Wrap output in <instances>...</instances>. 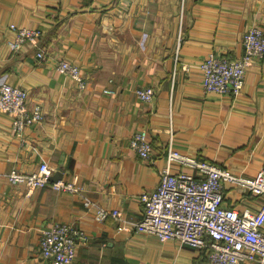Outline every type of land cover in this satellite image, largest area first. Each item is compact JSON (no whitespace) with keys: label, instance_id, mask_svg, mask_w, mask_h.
I'll return each instance as SVG.
<instances>
[{"label":"crops","instance_id":"crops-1","mask_svg":"<svg viewBox=\"0 0 264 264\" xmlns=\"http://www.w3.org/2000/svg\"><path fill=\"white\" fill-rule=\"evenodd\" d=\"M10 24L39 29L44 57L33 46L10 50ZM252 25L264 30V0H0V83L24 88L43 111L20 137L12 115L0 113V173H30L45 162L80 189L57 190L51 180L27 195L24 184L0 179V264H54L38 246L40 230L53 222L84 231L70 264L206 260L202 249L126 230L112 217L97 221L84 198L139 220V195L158 185L169 147L238 176L264 169V58L246 67L237 95L202 84L204 58L239 57ZM60 60L79 67L84 88L58 70ZM144 86L154 89L148 102L135 94ZM138 130L147 132L151 159L129 147ZM223 200L255 211L264 195L226 183Z\"/></svg>","mask_w":264,"mask_h":264},{"label":"built area","instance_id":"built-area-1","mask_svg":"<svg viewBox=\"0 0 264 264\" xmlns=\"http://www.w3.org/2000/svg\"><path fill=\"white\" fill-rule=\"evenodd\" d=\"M15 30V38L8 42L12 51L28 45L37 48L35 56L43 58L40 47L41 31L34 27L9 25ZM242 53L228 58L209 53L201 62L202 84L206 91L237 95L243 86L246 67L254 59L264 58V30L252 25L242 37ZM58 70L72 77L79 88L84 81L77 65L60 60ZM137 99L148 102L154 97L149 86L136 88ZM28 92L8 82L0 83V113L12 115L11 128L20 137L27 125L39 122L43 111L38 103L29 104ZM129 147L142 159H151V141L145 130L135 131L129 138ZM171 163L181 166L172 170ZM53 169L42 162L30 172L14 168L0 173V179L13 184H24L25 193L31 195L51 180ZM235 183L252 193L264 195V169L253 177L234 175L229 169L216 163L183 154L171 147L166 153V165L160 174L158 185L140 193L142 218L127 220L117 208L107 209L91 203L86 197L84 204L95 206L97 221L112 217L126 230L148 232L161 241H177L180 245L205 251L206 260L198 264H264V201L255 211H237L224 204L223 188ZM57 190L80 192L74 183L51 181ZM92 204V205H91ZM84 231L67 222H53L44 226L39 234V254L54 264H70L76 256L78 240Z\"/></svg>","mask_w":264,"mask_h":264},{"label":"water","instance_id":"water-1","mask_svg":"<svg viewBox=\"0 0 264 264\" xmlns=\"http://www.w3.org/2000/svg\"><path fill=\"white\" fill-rule=\"evenodd\" d=\"M59 179V174H54V175H52L51 177H50V180H52V181H56V180H58Z\"/></svg>","mask_w":264,"mask_h":264}]
</instances>
